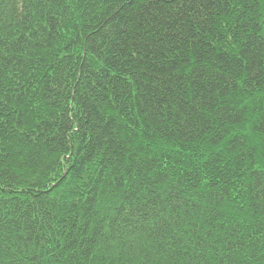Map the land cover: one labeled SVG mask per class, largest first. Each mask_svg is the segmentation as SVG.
<instances>
[{"label": "trees", "instance_id": "1", "mask_svg": "<svg viewBox=\"0 0 264 264\" xmlns=\"http://www.w3.org/2000/svg\"><path fill=\"white\" fill-rule=\"evenodd\" d=\"M0 264H264V0H0Z\"/></svg>", "mask_w": 264, "mask_h": 264}]
</instances>
